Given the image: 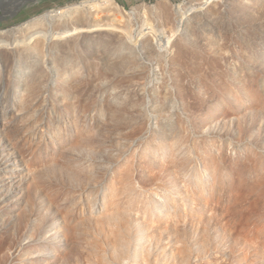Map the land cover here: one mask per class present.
Returning <instances> with one entry per match:
<instances>
[{
    "label": "rangeland",
    "instance_id": "1",
    "mask_svg": "<svg viewBox=\"0 0 264 264\" xmlns=\"http://www.w3.org/2000/svg\"><path fill=\"white\" fill-rule=\"evenodd\" d=\"M83 1L0 12V264H264V0Z\"/></svg>",
    "mask_w": 264,
    "mask_h": 264
},
{
    "label": "bare ground",
    "instance_id": "2",
    "mask_svg": "<svg viewBox=\"0 0 264 264\" xmlns=\"http://www.w3.org/2000/svg\"><path fill=\"white\" fill-rule=\"evenodd\" d=\"M26 2L27 0H0V12L9 6H18L21 2ZM210 2L216 0H208ZM85 6H68L65 9H62L58 13L59 15V24H64L67 27L58 31L57 35L62 38H68L75 36L81 32H90L96 30H117L119 32L123 31L121 26H116V24L105 18L104 13H108L115 9L118 12V8L114 4L113 0H85L83 1ZM18 7L15 8V11ZM120 15V12H118ZM48 16V17H47ZM46 17L49 19V14ZM61 19V20H60ZM32 37V36H31ZM41 40L36 41L34 44V49L38 51L42 49L43 43ZM3 41H0V44ZM171 45V39L168 40V45ZM167 50V48H166Z\"/></svg>",
    "mask_w": 264,
    "mask_h": 264
},
{
    "label": "trees",
    "instance_id": "3",
    "mask_svg": "<svg viewBox=\"0 0 264 264\" xmlns=\"http://www.w3.org/2000/svg\"><path fill=\"white\" fill-rule=\"evenodd\" d=\"M19 10V9H18ZM17 11V10H16Z\"/></svg>",
    "mask_w": 264,
    "mask_h": 264
}]
</instances>
